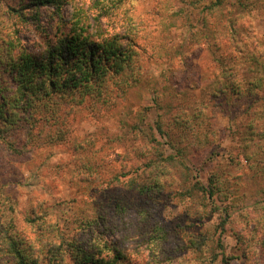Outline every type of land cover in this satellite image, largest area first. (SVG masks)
<instances>
[{"label":"rangeland","instance_id":"374dc122","mask_svg":"<svg viewBox=\"0 0 264 264\" xmlns=\"http://www.w3.org/2000/svg\"><path fill=\"white\" fill-rule=\"evenodd\" d=\"M117 1L61 5L135 54L81 104L56 98L0 139V225L33 246L116 247L121 264H264V84H240L264 66V0ZM52 13H27L24 48L58 33Z\"/></svg>","mask_w":264,"mask_h":264},{"label":"trees","instance_id":"16d2710c","mask_svg":"<svg viewBox=\"0 0 264 264\" xmlns=\"http://www.w3.org/2000/svg\"><path fill=\"white\" fill-rule=\"evenodd\" d=\"M98 1L94 0V5L99 3ZM123 1L125 0H118L116 3L120 2L122 5ZM66 2L68 0H12L7 6L2 5L0 15L7 17L8 22L3 25L6 31L2 30V33L0 30V139L5 138L14 128L32 126L37 120L35 114L38 111H46L44 113L48 117L52 116L51 113H56L57 109L54 112L49 109H53L56 98L76 96L79 97L76 104H81L95 88L102 87L104 78L110 72L114 74L129 68L135 54L131 39L127 41L132 46H126V49L119 44V39L115 36L105 34L106 36L92 37L83 27L88 18L81 17L78 12L81 11L79 5L73 3V8L77 10L67 19L59 15L61 5ZM218 2L216 0V3ZM104 5H101V9ZM41 6L51 7L52 15L60 19L56 28L58 33L52 38L43 34L45 40L43 39L42 46L29 51L16 35L24 27L29 28L26 22L29 16L27 13ZM259 70L260 72L257 69L253 71L255 80H242L240 84L249 90L259 84L263 85L261 79L264 77V66ZM129 75L134 76V73L130 72ZM5 78L9 80L11 87L3 90L2 83ZM133 79L136 81L135 76ZM232 85L226 88H231L235 94H239L238 87L233 89ZM254 94L255 91L250 96ZM58 105L60 106L56 103L57 107ZM60 138L58 135L54 140H61ZM9 146L14 148L11 144ZM208 195H213L212 189H208ZM124 204L122 199L118 203L121 212L126 210ZM100 247L101 245L96 248L101 250ZM103 247L110 253L102 256L88 249L83 250L72 240L63 237L43 238V235L36 239L33 246L16 232L11 219L0 225V264H65L68 260L70 264L126 263L122 249L110 248L107 245Z\"/></svg>","mask_w":264,"mask_h":264}]
</instances>
